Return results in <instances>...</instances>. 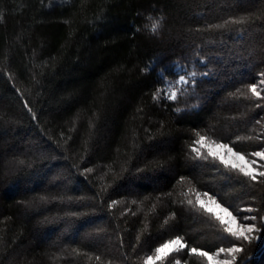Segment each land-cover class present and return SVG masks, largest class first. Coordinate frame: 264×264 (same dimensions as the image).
I'll use <instances>...</instances> for the list:
<instances>
[{"label":"trees","instance_id":"trees-1","mask_svg":"<svg viewBox=\"0 0 264 264\" xmlns=\"http://www.w3.org/2000/svg\"><path fill=\"white\" fill-rule=\"evenodd\" d=\"M176 63L197 76L172 101ZM261 73L264 0H0V264H145L175 236L164 264L232 242L235 264H264V177L192 151L198 132L264 171ZM196 191L254 239L188 205Z\"/></svg>","mask_w":264,"mask_h":264},{"label":"snow or ice","instance_id":"snow-or-ice-1","mask_svg":"<svg viewBox=\"0 0 264 264\" xmlns=\"http://www.w3.org/2000/svg\"><path fill=\"white\" fill-rule=\"evenodd\" d=\"M241 22L242 21H233V23ZM158 27L159 21L154 22L151 25L152 32L155 33ZM216 27H224V25H217ZM175 68L180 71L184 70V66L180 65L179 63L175 64ZM261 75L264 76V73H261ZM196 76L197 73L193 71L189 74V79L194 81ZM161 79H164L163 71L161 73ZM164 82L166 85L170 83L167 80ZM177 83L180 85H187L188 80L184 75H180ZM261 83L264 84V80H262ZM249 90L257 98L261 96V93L257 90L256 84L249 85ZM160 91L161 90L158 89L157 93H154V99L158 98V93ZM166 98L175 101L178 98V92L174 90L170 94H167ZM196 135L198 136V139L195 143L200 145V147L193 148L192 151L196 153V157L198 159L204 161L211 159L212 162L218 163L225 169L237 172L238 174L247 177L251 181H258V178L264 177V171H258L257 167H253V165L257 164L256 159L248 160L243 153L236 152L229 144L217 142L216 140L209 141L208 138L200 135L198 132ZM204 148L207 149V155H204L201 151V149ZM250 155L255 158L264 159V150L253 152ZM195 196V202L189 199L187 200V204L193 208H198L201 212L205 213L218 222L223 230V233H226L228 237L234 238L235 241H249L254 239V236L251 234L259 231L255 223H239L237 220V215H234L233 212L229 210V207H226L224 204H222L215 195H210L208 192L200 193L199 191H196ZM202 197H206L207 199H202ZM240 211H252V209H241ZM261 219L264 220V217H261ZM243 220L255 221L256 217L244 216ZM186 247L187 245L183 241V238L180 236H175L173 239L167 240L159 247H156L155 255L147 256L145 259V264H155L156 261L163 262L165 258L171 253L180 252ZM242 251L243 249L235 242H232L231 247H220L211 254L208 251H204L196 247L188 248V252L190 254H197L200 257L205 258L207 260V264H235L237 260V254L241 253ZM221 254H226L230 257V259H219ZM176 264H179V261H177Z\"/></svg>","mask_w":264,"mask_h":264},{"label":"rangeland","instance_id":"rangeland-1","mask_svg":"<svg viewBox=\"0 0 264 264\" xmlns=\"http://www.w3.org/2000/svg\"><path fill=\"white\" fill-rule=\"evenodd\" d=\"M174 70H175V72H176V74H177V77H176V79H175V81L174 82H170V83H168L167 85L165 84V88H166V93L167 94H170L172 91H177L178 92V90H180L181 88H183V87H185L186 85H180V84H178L177 83V81H178V79H179V76L180 75H184L185 76V78L188 80V83H187V85L191 82V79H189V74L191 73V72H193L192 70H187L186 68H184V70L183 71H180V70H177L176 68H175V66H174ZM209 141H211V140H209ZM206 149V148H205ZM207 150V149H206ZM247 157V156H246ZM247 159L248 160H253V159H251V158H248L247 157ZM257 161V160H256ZM257 164H258V162H257ZM253 165V167H257L258 165ZM259 171V170H258ZM202 199H207L206 197H202ZM239 222V221H238ZM240 223V222H239ZM241 223H244V222H241ZM174 238V237H173ZM173 238H171V239H173ZM170 240V239H169ZM164 243V242H163ZM162 243V244H163ZM161 245V244H160ZM159 245V246H160ZM158 246V247H159ZM175 253V252H174ZM212 253H214V252H212ZM171 254H173V253H171ZM170 254V255H171ZM211 254V253H210ZM153 255H155V250H154V252L153 253H151V254H149V255H147V256H153ZM146 256V257H147ZM146 257L144 258V262H145V259H146ZM167 258V257H166ZM165 258V259H166ZM198 259H199V261L201 262V264H207V260L205 259V258H203V257H199L198 256ZM219 259H230V257L229 256H227L226 254H221L220 255V257H219ZM177 261H179V264H187L186 262H184V261H182V260H179L177 257H176V260L174 261V264H176V262ZM161 262V261H160ZM156 263V262H155ZM161 264H164V261L163 262H161Z\"/></svg>","mask_w":264,"mask_h":264}]
</instances>
